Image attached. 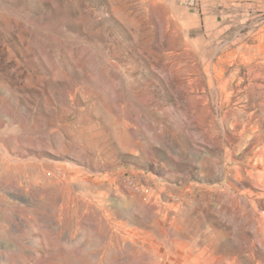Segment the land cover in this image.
I'll use <instances>...</instances> for the list:
<instances>
[{"label": "rangeland", "instance_id": "rangeland-1", "mask_svg": "<svg viewBox=\"0 0 264 264\" xmlns=\"http://www.w3.org/2000/svg\"><path fill=\"white\" fill-rule=\"evenodd\" d=\"M0 264H264V0H0Z\"/></svg>", "mask_w": 264, "mask_h": 264}, {"label": "built area", "instance_id": "built-area-1", "mask_svg": "<svg viewBox=\"0 0 264 264\" xmlns=\"http://www.w3.org/2000/svg\"><path fill=\"white\" fill-rule=\"evenodd\" d=\"M186 2V4H188L189 6L192 7H196L199 5L201 0H184Z\"/></svg>", "mask_w": 264, "mask_h": 264}]
</instances>
